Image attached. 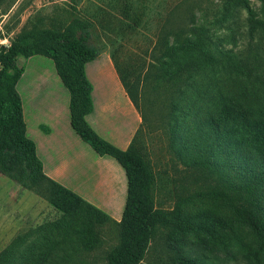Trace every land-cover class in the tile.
Returning <instances> with one entry per match:
<instances>
[{"label": "trees", "instance_id": "16d2710c", "mask_svg": "<svg viewBox=\"0 0 264 264\" xmlns=\"http://www.w3.org/2000/svg\"><path fill=\"white\" fill-rule=\"evenodd\" d=\"M188 2L182 0L173 10ZM260 2L261 6L256 7L250 0H227L215 22H193L185 37L176 42L170 41V30L165 26L153 47L151 60L144 72L143 86L151 87L153 84L158 94L162 92L161 88L170 87L169 102L175 116L180 110L181 100L186 96L191 73L200 67L214 65L218 61L215 49L225 56L226 52L239 47V40L246 36L249 37L247 45L238 49L236 54L239 57L232 66L237 73L247 75L264 69V0ZM243 10H246L247 16H242ZM94 28L91 21L77 16L65 27H28L17 34L9 46L0 47V172L48 199L60 212L84 211L92 223L89 228L77 229L56 241L52 248L76 250V242H80L87 250H92L101 242L98 226L115 222L119 226V242L106 252L105 264H142L147 251L157 239L164 215L172 214L178 220L176 228L187 230L190 225L181 219L183 204L194 197L213 196L231 208L235 219L230 222L212 211L200 212L197 215L198 227L206 234L199 238L200 248L218 257L223 251L228 261L242 258L245 264H264V178L260 176L264 175V162L262 170L257 167L251 172L241 171L238 173L240 177H231L230 180L210 163L212 161L219 167L217 158L212 160L213 157L209 155V162L193 161L191 165L188 164L190 169L185 177L187 184L192 185L189 188L191 198L183 197V190L176 185L175 208L168 210L159 207L155 199L154 173L146 152L147 136L158 129L152 126L146 111L147 107L153 106V102L148 106L142 103V127L126 149L101 136L87 119L94 110V86L86 67L106 47H97L90 42ZM218 29L228 32L220 35ZM227 42L234 43L235 48L227 49ZM116 43L111 40L110 53L138 109V92L125 79L129 69L124 70L120 64L121 45ZM36 54L53 60L62 83L68 89L71 124L76 133L100 156H111L124 168L127 195L120 221L45 172L37 144L28 135L23 99L17 88L25 71L19 58H30ZM220 102L216 117L209 121L210 128L219 138H224L216 141L238 152L237 160L244 159L252 152L264 160V114H243L224 95ZM173 137L175 134L172 130L171 139ZM244 225L254 232L257 239L255 247H250L240 234L238 227ZM175 242L173 239L167 240L175 252L171 264H199L201 257L183 256Z\"/></svg>", "mask_w": 264, "mask_h": 264}, {"label": "rangeland", "instance_id": "374dc122", "mask_svg": "<svg viewBox=\"0 0 264 264\" xmlns=\"http://www.w3.org/2000/svg\"><path fill=\"white\" fill-rule=\"evenodd\" d=\"M181 1L0 0V47L6 46L4 42L10 45L13 38L28 27L34 25L41 28L65 27L77 16L95 25L90 40L93 45L97 47L106 45L104 50L110 49L111 40L121 45L118 59L124 70L129 69L125 76L126 81L133 84L132 89L135 87V91L138 92L139 114L141 115L142 103L148 106L153 102V106L147 107L146 111L150 116V123L158 129L147 136L146 152L154 173L156 203L168 210L176 206V185L183 190V197L191 195L189 188L192 185L187 184L185 177L190 169L188 164L191 165L193 161L209 162V155L213 157L212 160L217 158L219 167L212 161L210 163L230 180L231 177H240L238 173L241 171L251 172L257 167L262 170L264 162L254 152L247 154L242 160H237L238 152L216 141L224 138H219L209 123L216 117L223 95L243 114L254 116L264 114V69L247 75L237 73L232 66L233 61L239 57L236 52L246 47L249 37L239 40L237 48L234 47V43L227 42V49L235 50L226 52L225 56L215 49L218 61L214 65L195 69L191 73L190 83L186 86V96L181 100L180 110L175 116L172 115L169 102L170 87L161 88L162 92L158 94L153 84L151 87L143 86L144 72L161 30L167 26L170 30L168 35L170 41L181 40L193 22L205 24L215 22L227 0H189L181 8L173 10ZM250 1L256 7L261 6L260 0ZM242 16H247L246 10H243ZM226 32L228 30L218 29L220 35ZM5 37L8 40L4 41ZM19 62L25 69L28 68L19 89H33L30 95L35 92L34 87L37 85L45 90L47 82L43 75L46 69H55L53 60L44 55H35L31 58L20 57ZM186 75L185 72V77ZM118 77L125 94L135 105L119 73ZM21 93L26 113V107L29 109L28 103L37 100L26 97L23 89ZM30 107L32 108L31 102ZM104 114L115 126L121 127L126 124L124 111L118 107L110 108ZM122 128L126 131L130 129ZM172 130L175 134L173 139ZM88 146L96 153L89 144ZM113 171L115 182L112 186L85 189L93 200L97 201V206L113 219L120 221L125 204L124 190L127 191V180L117 169L114 168ZM260 176L264 178V175ZM86 182L88 186L93 184L94 180L89 178ZM92 188L94 189L91 190ZM109 194H112V200H104ZM203 211H212L230 222L235 219L231 208L219 198L213 196L191 198L181 208V219L188 223L190 228L179 230L176 228L178 220L172 214L164 215L157 239L150 246L142 264H171L175 252L167 243L169 239L177 242L183 256L201 257L199 264H245L242 258L228 261L223 251L218 257L200 248L199 238L206 234L198 227L197 215ZM91 225L84 211L60 212L48 199L40 197L0 172V264H105L106 252L119 242V226L115 222L98 226L101 242L92 250H87L80 242H76V250L52 248L56 241L62 240L77 229L84 230ZM238 230L246 243L250 247H255L257 239L252 229L244 225L239 226Z\"/></svg>", "mask_w": 264, "mask_h": 264}, {"label": "crops", "instance_id": "0c3cea01", "mask_svg": "<svg viewBox=\"0 0 264 264\" xmlns=\"http://www.w3.org/2000/svg\"><path fill=\"white\" fill-rule=\"evenodd\" d=\"M93 5L96 6L94 2ZM5 40L8 38L5 37ZM86 69L94 86V110L87 116L89 123L105 139L121 148H128L139 128L142 127V118L123 90L110 49L103 50L96 59L87 64ZM46 70L43 75L47 82L45 90L37 85L34 87L35 92L30 95L33 89L22 88L26 97L37 100L30 101L32 108L26 107V113L24 108L28 135L37 144L38 155L43 162L45 172L96 205L97 201L93 200L85 188L112 186L115 182L114 168L122 173L124 178L125 170L113 157L100 156L93 152L88 143L76 133L71 124L69 91L62 83L56 68ZM27 71L28 68L25 69L17 85L21 96L23 93L19 85L25 79ZM116 107L124 111L127 120L124 126H115L104 114L108 109ZM122 127L130 129L126 131ZM89 178H92L94 183L86 186ZM111 195H106L104 200H112ZM126 195L127 191L124 190L125 201Z\"/></svg>", "mask_w": 264, "mask_h": 264}, {"label": "built area", "instance_id": "2783aa9c", "mask_svg": "<svg viewBox=\"0 0 264 264\" xmlns=\"http://www.w3.org/2000/svg\"><path fill=\"white\" fill-rule=\"evenodd\" d=\"M6 46H9L8 42H4ZM0 68H1V64H0Z\"/></svg>", "mask_w": 264, "mask_h": 264}]
</instances>
